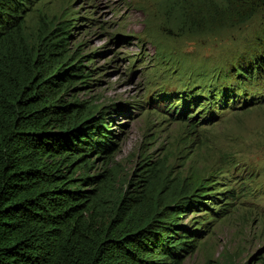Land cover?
<instances>
[{
    "label": "rangeland",
    "instance_id": "374dc122",
    "mask_svg": "<svg viewBox=\"0 0 264 264\" xmlns=\"http://www.w3.org/2000/svg\"><path fill=\"white\" fill-rule=\"evenodd\" d=\"M224 2L39 0L24 18L31 40L40 29L60 31L69 62L94 71L68 92L91 105L90 118H105L111 134L112 151L92 154L76 173L99 177L89 189L104 184L108 197L146 190L159 209L177 213L203 187L233 190L229 215L209 221L180 264H264V82L257 88L235 76L239 59L264 44V4L238 23L222 15ZM220 83L239 89L233 107L219 96ZM247 92L252 102L238 107ZM203 202L207 208L178 214L177 223L208 219L204 210L218 206Z\"/></svg>",
    "mask_w": 264,
    "mask_h": 264
},
{
    "label": "trees",
    "instance_id": "16d2710c",
    "mask_svg": "<svg viewBox=\"0 0 264 264\" xmlns=\"http://www.w3.org/2000/svg\"><path fill=\"white\" fill-rule=\"evenodd\" d=\"M36 1L0 0V264H180L206 224L229 215L233 190L206 192L203 187L178 204L175 208L185 211L177 213L165 212L168 206L159 209L149 191L108 197L104 184L88 188L99 177L77 178L92 154L112 151L111 134L105 118H90L91 105L69 99L77 79L86 84L94 71L69 62L73 52L63 34L40 29L31 40L25 32L24 18ZM224 4V17L244 22L264 0ZM251 52L239 59L235 76L246 84L258 81L261 88L264 44ZM226 87L233 86L218 85L219 96L233 107L239 89ZM253 97L247 92L238 107ZM259 101L264 103V97ZM194 127L188 124L190 132ZM204 200L218 206L204 210L211 214L208 219L197 218L190 227L177 223L178 214L207 208Z\"/></svg>",
    "mask_w": 264,
    "mask_h": 264
}]
</instances>
